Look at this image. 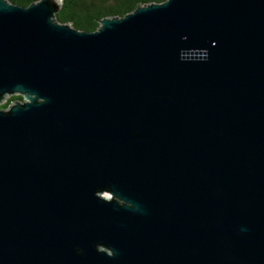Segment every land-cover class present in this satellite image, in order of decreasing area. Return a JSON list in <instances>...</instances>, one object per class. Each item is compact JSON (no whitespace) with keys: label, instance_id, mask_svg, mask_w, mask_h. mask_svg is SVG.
I'll list each match as a JSON object with an SVG mask.
<instances>
[{"label":"water","instance_id":"water-1","mask_svg":"<svg viewBox=\"0 0 264 264\" xmlns=\"http://www.w3.org/2000/svg\"><path fill=\"white\" fill-rule=\"evenodd\" d=\"M61 4L0 0V264H264V0Z\"/></svg>","mask_w":264,"mask_h":264},{"label":"trees","instance_id":"trees-1","mask_svg":"<svg viewBox=\"0 0 264 264\" xmlns=\"http://www.w3.org/2000/svg\"><path fill=\"white\" fill-rule=\"evenodd\" d=\"M9 3L28 7L39 0H7ZM166 0H62L60 10L55 20L61 24H68L72 28L95 32L103 18H123L132 13L138 6L161 4ZM19 95H11L1 106L7 109L16 101H22Z\"/></svg>","mask_w":264,"mask_h":264},{"label":"rangeland","instance_id":"rangeland-1","mask_svg":"<svg viewBox=\"0 0 264 264\" xmlns=\"http://www.w3.org/2000/svg\"><path fill=\"white\" fill-rule=\"evenodd\" d=\"M8 97L9 96H5L3 99H2V101L0 102V109H2L1 108V106H3L4 104H5V102H6V100L8 99ZM4 110V109H3ZM100 196L102 197V198H105V199H110L111 198V195L109 194V193H102V194H100Z\"/></svg>","mask_w":264,"mask_h":264}]
</instances>
